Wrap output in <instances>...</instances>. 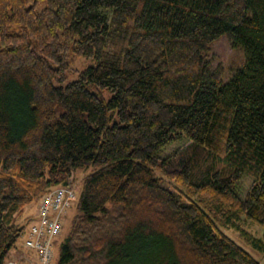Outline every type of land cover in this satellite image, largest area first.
<instances>
[{
	"label": "trees",
	"instance_id": "1",
	"mask_svg": "<svg viewBox=\"0 0 264 264\" xmlns=\"http://www.w3.org/2000/svg\"><path fill=\"white\" fill-rule=\"evenodd\" d=\"M81 166L58 264H262L224 228L264 253V0H0V264Z\"/></svg>",
	"mask_w": 264,
	"mask_h": 264
},
{
	"label": "rangeland",
	"instance_id": "2",
	"mask_svg": "<svg viewBox=\"0 0 264 264\" xmlns=\"http://www.w3.org/2000/svg\"><path fill=\"white\" fill-rule=\"evenodd\" d=\"M209 58L213 66L222 65L226 69V72L228 75L235 67L239 66L243 62L244 54L241 49L234 47L232 45V42L230 41L227 35H224L218 38L212 44ZM92 64H95L94 58L87 57V56H80V57L76 56L74 58V62L72 66L74 68L81 69L86 65H92ZM75 77L76 75L70 74L68 81L74 79ZM189 143H190V140H188L187 138L184 140L172 143L165 149V154L172 153L186 146ZM92 170H93L92 167L87 168V167L81 166L75 171L74 176H73L74 181L70 185L76 188L78 197H79V193L83 185V181H84L86 174L90 173ZM168 182L169 181H167V183ZM251 182H252V178L250 177H245L243 181L241 182L240 193L242 196L245 195ZM38 203L39 201H34L31 204H28L27 206H25L21 211H19L15 216L16 223L22 225L24 228L27 227L28 229L30 227L31 222H33L37 218V214L35 215V211H36ZM76 203H77V200L66 210L63 216V228H62L61 234L57 238V242L55 245L53 264H58L59 262L61 243L64 240V238L68 235L71 222L77 213ZM246 228L257 235L262 234L261 226L252 221L246 224ZM224 229L232 238H234L238 243H240L245 248H247L249 251H251L256 257L260 255L238 230L231 228V227H227ZM26 236H27V230L24 229L22 236L18 240L16 247H14L11 250L9 257L6 259V264H9V262L12 260H18L21 264H24L25 262H27V264H37V260L35 261V258H34L35 254L32 251L28 253L27 251H22V248L18 247L20 243L24 242ZM16 250H18V253L14 257H11V255L15 253ZM260 260L262 263L264 262L261 258Z\"/></svg>",
	"mask_w": 264,
	"mask_h": 264
},
{
	"label": "built area",
	"instance_id": "3",
	"mask_svg": "<svg viewBox=\"0 0 264 264\" xmlns=\"http://www.w3.org/2000/svg\"><path fill=\"white\" fill-rule=\"evenodd\" d=\"M78 200L74 186L58 184L45 192L38 203L37 218L31 222L23 246L35 252L38 264H53L55 245L62 232L66 210ZM9 264H21L12 260Z\"/></svg>",
	"mask_w": 264,
	"mask_h": 264
},
{
	"label": "crops",
	"instance_id": "4",
	"mask_svg": "<svg viewBox=\"0 0 264 264\" xmlns=\"http://www.w3.org/2000/svg\"><path fill=\"white\" fill-rule=\"evenodd\" d=\"M37 212H38V205H37V208H36V211H35V215L37 214ZM27 226H29V225H27ZM25 230H27V232H28V230H29V228L27 229V227L26 228H24ZM23 229V230H24ZM20 245H21V247H20ZM19 248H22V251H27L25 248H24V246H23V242L22 243H20L19 244V246H18ZM28 253H30V251H27ZM33 252V251H32ZM18 253V250H16V252L15 253H13L12 255H11V257H14L16 254ZM34 254H36L35 252H33ZM259 253V252H258ZM33 254V255H34ZM260 255L258 256V258L260 257L263 261H264V253H259ZM263 254V255H262ZM35 257V261L37 260V264H38V259H37V256L36 255H34ZM262 256V257H261ZM259 258V259H260ZM26 261H27V259H26ZM261 261V260H260ZM24 264H27V262H25ZM262 264H264V262L262 263Z\"/></svg>",
	"mask_w": 264,
	"mask_h": 264
}]
</instances>
